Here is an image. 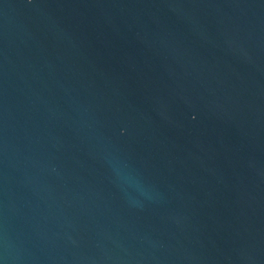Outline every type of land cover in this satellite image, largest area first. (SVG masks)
Segmentation results:
<instances>
[{
	"label": "water",
	"instance_id": "obj_1",
	"mask_svg": "<svg viewBox=\"0 0 264 264\" xmlns=\"http://www.w3.org/2000/svg\"><path fill=\"white\" fill-rule=\"evenodd\" d=\"M0 264H264V0H0Z\"/></svg>",
	"mask_w": 264,
	"mask_h": 264
}]
</instances>
